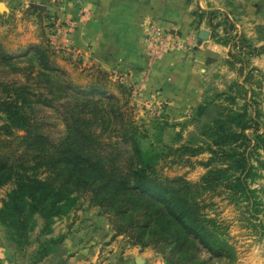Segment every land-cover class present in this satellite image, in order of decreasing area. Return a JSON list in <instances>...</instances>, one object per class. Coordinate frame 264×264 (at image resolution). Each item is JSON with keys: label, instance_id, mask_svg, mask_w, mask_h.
I'll return each instance as SVG.
<instances>
[{"label": "trees", "instance_id": "1", "mask_svg": "<svg viewBox=\"0 0 264 264\" xmlns=\"http://www.w3.org/2000/svg\"><path fill=\"white\" fill-rule=\"evenodd\" d=\"M204 14L192 13L197 23ZM231 46L249 57L264 55V46L254 47L242 36ZM55 54L52 46H32L26 77L34 86L0 81V189L10 186L0 204V228L13 250L28 248L36 217L42 221L40 233L49 234L56 219L68 217L78 200L86 199L109 216L116 236H125L132 246L154 249L166 264H205L199 260L201 254L232 260L224 229L206 212L213 205L209 198L224 195L234 205L243 201L258 213L256 190L249 183L259 174L250 158L255 155L257 166L264 167L258 160L259 152L264 155V132H258L246 105L222 108L201 126L205 148L174 149L190 156L208 153L203 163L207 170L197 182L170 178L161 172L160 162L172 148L141 141L147 137L146 129L137 126L122 111L119 99L101 86L108 74L98 70L92 83L75 85L55 66ZM14 61L0 44V65L17 71ZM118 90L129 94L121 84ZM226 99L235 101L234 96ZM57 103L64 133L53 140L37 119L36 108ZM208 105L199 103L195 117L206 113ZM165 127V122L155 123L157 142ZM111 128L114 140L104 137ZM179 137L176 133L174 139ZM60 241L39 243L31 264L47 257Z\"/></svg>", "mask_w": 264, "mask_h": 264}, {"label": "rangeland", "instance_id": "2", "mask_svg": "<svg viewBox=\"0 0 264 264\" xmlns=\"http://www.w3.org/2000/svg\"><path fill=\"white\" fill-rule=\"evenodd\" d=\"M193 1H195L193 12L200 10L205 14L198 23L197 19L191 15L190 26L197 30L200 25H203L210 41L216 46L226 48V51L213 53L199 48V52L203 55H198L201 61H197V70L200 67L198 64L202 63L204 66L201 68L204 71L196 73L195 87L198 91L193 93L196 94V99L189 97V102L183 106L169 107L161 101L144 99L146 91L142 87L148 85L150 69L162 56L170 54L173 50L180 52V57L183 51L189 55H195L198 46L205 41L198 44V34H193L190 39L185 38V41L181 38L179 41L180 37L177 34L163 29L164 36L158 39L152 30L155 28L154 22H151L149 26L151 34L146 38L149 43L146 51V65L137 83L126 70L114 67L110 72H106L99 66L91 65L78 49L72 47L67 39L65 23L59 20L46 21L41 17L36 20L34 28L30 29L26 24L24 28H19L18 23L24 19L16 17L14 13L9 18L0 17V44L7 53L16 58L14 63L18 68L17 71H11L6 66L0 65V81H16L34 86V82L26 77L29 66L27 59L32 53V46L62 47V50L52 57L55 66L65 71L75 85L81 86L92 83L96 71L106 72L107 78L101 80L102 88H105L107 95L119 99L122 111L137 126L146 129L147 137L141 141L158 148H172L173 151L160 162L161 172L170 178L181 176L189 182H197L207 170L203 163L207 161L208 153L200 152L190 156L188 152H174V149L180 146L205 148L207 141L199 135L200 128L222 108L239 109L246 105L248 114L257 122L258 132H264V55L249 57L237 52L231 46L232 40L238 36L246 38L254 47L264 46V0H221V3L208 5L205 10L198 7L197 0ZM195 43V52H193L192 46ZM237 58H240L242 62H238ZM119 84L129 89V94L128 92L120 94ZM235 84L242 88L235 87ZM148 91L151 96L147 97L153 100V93L157 90ZM185 95L188 98L187 96H191V93L185 92ZM227 96H234V103L227 100ZM203 101L209 104L208 109L202 116L195 117L194 109ZM58 104L60 103L53 108L42 106L36 108L37 119L42 124L44 132L53 140L64 133L59 114L61 108ZM156 122L166 123L160 142H157L155 137ZM176 133H179L178 139H174ZM247 134L250 135V132L247 131ZM104 137L114 140L115 131L109 129ZM166 152L167 150L164 149V154ZM259 155L258 160L264 161V155L260 152ZM256 158L252 155L250 162L256 166L259 178L249 183V186L256 190L258 203L254 209L258 210V213L252 212L253 209L246 205V202L240 201L239 204L234 205L231 201H227L224 195L209 198L208 201H211L213 205L207 209L206 213L209 217H214L224 229L227 243L232 248L233 259L215 260L209 258L207 254H201L199 260L205 264H264V228L262 226L264 225V167L257 166ZM9 189L8 185L0 189V204ZM252 215L256 216L255 219ZM69 216L68 229H71L73 233L72 239L81 238L90 246L100 244L98 260H102L104 264H115L119 256L129 248L141 249V258L145 260V264H166L164 257L154 249L132 246L125 236H116L109 216L103 214L97 207L89 205L86 199H79ZM0 234L5 235L1 228Z\"/></svg>", "mask_w": 264, "mask_h": 264}, {"label": "crops", "instance_id": "3", "mask_svg": "<svg viewBox=\"0 0 264 264\" xmlns=\"http://www.w3.org/2000/svg\"><path fill=\"white\" fill-rule=\"evenodd\" d=\"M221 0H197L200 9L221 3ZM7 9L0 17L9 18L12 13L21 17L18 27L33 29L36 20L43 18L65 23L67 39L72 47L89 60L91 65L99 66L106 72L114 67L129 72L135 82L146 65V51L149 43L146 38L151 34V22L155 27L171 31L180 37L179 41L190 39L199 31H207L200 25L197 30L190 26L193 0H0ZM31 5L42 6L33 9ZM23 15V17H22ZM25 17V18H24ZM19 21V19L17 20ZM50 23V22H49ZM176 32V33H174ZM179 33V34H178ZM196 43L192 46L195 52ZM199 48L213 53H223L226 48L214 45L208 40L198 46L195 55L173 50L162 56L150 69V81L142 87L146 91L144 99L161 101L171 106H183L190 99H196V73L203 72L202 63L197 70ZM63 53V52H62ZM225 53V52H224ZM64 54V53H63ZM155 89L153 100L148 90ZM148 91V92H147ZM185 92L191 96L186 98ZM184 94V95H183ZM190 97V99H189ZM68 221V222H67ZM70 216L56 219L49 234H41L42 221L36 217V226L30 236V245L24 252L14 251L5 235L0 234V264H31L33 252L39 243L49 239L61 238L54 251L35 264H104L99 261L100 244L88 245L81 238L72 239ZM141 249L129 248L119 256L115 264H145ZM106 264V263H105Z\"/></svg>", "mask_w": 264, "mask_h": 264}, {"label": "water", "instance_id": "4", "mask_svg": "<svg viewBox=\"0 0 264 264\" xmlns=\"http://www.w3.org/2000/svg\"><path fill=\"white\" fill-rule=\"evenodd\" d=\"M33 9H39L42 10L43 7L39 5H31ZM6 8L3 3L0 2V13L6 12ZM208 33L206 31H199L198 33V44L201 43L202 41H206L208 39ZM136 263L139 264V261L136 260Z\"/></svg>", "mask_w": 264, "mask_h": 264}, {"label": "built area", "instance_id": "5", "mask_svg": "<svg viewBox=\"0 0 264 264\" xmlns=\"http://www.w3.org/2000/svg\"><path fill=\"white\" fill-rule=\"evenodd\" d=\"M153 33L158 37V39H162V37L164 36V33L162 32L161 29H159L158 27H155L152 29ZM52 50L55 53H59L62 50V47H58L57 45L52 46Z\"/></svg>", "mask_w": 264, "mask_h": 264}]
</instances>
